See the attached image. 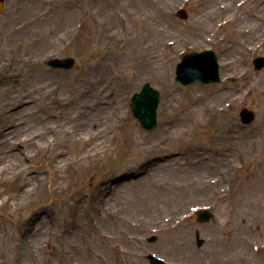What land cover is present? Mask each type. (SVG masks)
<instances>
[{
	"label": "rangeland",
	"instance_id": "1",
	"mask_svg": "<svg viewBox=\"0 0 264 264\" xmlns=\"http://www.w3.org/2000/svg\"><path fill=\"white\" fill-rule=\"evenodd\" d=\"M242 2L6 0L0 18V142L9 140L2 128L16 124L21 107H6L10 96L23 90L11 88L16 75L29 79L38 96L53 91L54 99L32 103L42 115L59 110L55 97L76 98L73 86H80L83 118L104 110L110 150L101 161L86 159L85 166L54 173L58 138L50 150L26 162L42 179L27 200L18 192L7 194L20 179L0 181V264H151L149 255L170 264H264V69L253 65L264 57L259 43L264 3L240 8ZM258 13L261 17L254 18ZM226 20L233 22L222 25ZM246 29L252 33L240 35ZM206 50L218 56L221 83L179 85L175 72L183 55ZM54 58L76 63L68 71L54 70L47 66ZM59 82L69 84L59 89ZM145 84L161 97L158 124L151 132L140 127L130 110L132 97ZM191 104L199 113L186 117L184 109ZM245 108L256 116L249 126L240 118ZM35 124L27 127L28 133L43 127ZM133 134L142 147H151V156H142L156 158L149 164L155 183L117 196L113 186L148 173L132 177L129 168L142 161L141 155L133 156ZM199 146L208 154L203 166L186 174L157 169ZM15 149L27 153L30 147L18 144ZM81 151L74 149L72 155ZM201 175L218 177L219 184L204 190L192 181ZM71 178L78 181L76 188L69 186ZM201 208L214 215L207 223L197 219ZM35 211L32 232L40 231L27 241L24 224ZM173 216L177 221L161 231ZM134 223H142V229ZM196 232L204 241L201 247ZM54 234L62 237L56 240ZM30 244L35 253L28 252Z\"/></svg>",
	"mask_w": 264,
	"mask_h": 264
},
{
	"label": "bare ground",
	"instance_id": "2",
	"mask_svg": "<svg viewBox=\"0 0 264 264\" xmlns=\"http://www.w3.org/2000/svg\"><path fill=\"white\" fill-rule=\"evenodd\" d=\"M247 2L258 4V2L264 3V0H245V2L240 4V8L246 5ZM224 8H226V6H224ZM261 15L262 19H264V5L261 7ZM261 15L258 13V16L254 18L258 19V17H261ZM232 22V20H226L222 25L226 26ZM239 33L240 35H249L252 33V29L241 30ZM260 42L264 44V35L260 39L259 43ZM13 79H17V81H15V84H13L11 88L16 89L19 87L20 89L23 88V90L21 92H17V95L15 96L12 94L10 99H8L9 102L6 104V107L12 109H15L16 105L21 107L18 108V113L15 114L16 124L7 129L2 128V134H4L5 139L9 137V140L6 142L2 141L3 143L0 142V146L4 144L3 147H0V181L4 180L14 184L15 180L20 179L18 188L12 190V193L7 194L9 196H14V194L18 192V196L20 198L27 200L28 196L35 194L38 184L42 183L40 171L34 173L32 166L26 164L28 160L32 161L35 159L36 155L46 153L48 150H50L51 144L59 138V144H55V147L53 148L56 151V156L52 160V168L54 173H62L67 168L85 166L83 160L86 159L90 160L96 157L98 159L99 157V160L101 161L106 152L110 150L108 142L105 139L108 129L102 107L99 108V111L96 113V115H92L88 120L83 118L85 115V105L80 103V98L85 92L79 88L80 86H73L76 98L73 94L60 98L55 97L59 103V110L50 114L45 113L42 115L39 111H36L35 108H32V106H34L32 103L35 104L36 102L48 97V99H54L53 91L45 92L44 90V92L38 96V94L34 92V89H31V87L28 86L30 83L29 79L26 81L21 80L20 77L16 75L13 76ZM68 84V82H59L57 84V88L60 89L61 86L65 88ZM36 89L42 91V88L40 87H36ZM35 96L38 97L34 102H31ZM193 106L194 105L191 104L186 109H184L186 111V117L199 113L196 107ZM125 119H127V117H122L121 120L124 121ZM25 121H29V125L28 123H25ZM36 122L40 124L43 123L41 124L43 126L41 130H38L34 133H28L30 130H26L27 127H36ZM182 135L187 134L183 131ZM132 142L133 156H142L151 149L150 146L142 147L140 144L141 142L136 134H133ZM18 144H24L27 147H30V150L27 153L17 151L15 147ZM79 148L82 149L80 154L78 156L72 155V151ZM246 152L247 151H245V154ZM243 153L244 151L240 148L237 150V155H241ZM205 154L208 156V154L205 153L204 150H201L199 146V148L193 149L191 153L189 152L187 156L171 160L165 166L157 169L161 170L163 168H173L186 174L189 170L203 166L205 163L204 161L209 160L204 156ZM148 156H151L150 152L148 153ZM155 159V157H147L145 159V157L142 156V161L129 169L133 171V178L137 177V175L140 173H144L145 171L148 173L143 177L140 176L139 178L132 179L127 183L113 186V191L115 194L117 196H123L126 194V190L135 186H144L146 188L153 187L155 180L152 178L153 169L149 167V164ZM233 167L236 166L234 165ZM156 170H154V174H156ZM200 177V179L193 178L192 181L194 182L196 180L194 183L200 182L202 189L204 190L219 184L220 179L218 177H215L214 179L210 178V176L201 175ZM204 178L206 179L204 180ZM77 185L78 181L75 182L74 179L70 180L69 186L76 188ZM4 192L6 193L7 190ZM178 193L179 192L176 191V194ZM34 213L35 215L31 216L30 219L27 220V223L24 224V237L27 241H30L34 234H39L35 232L40 231L38 228H34V232H32V226L36 220V215L38 214L37 211ZM111 215H113V219L118 220L120 218L118 216H121V214H109L110 217ZM176 221L177 220L175 216L170 217L169 221L161 224V231L170 229L172 224ZM32 222L33 224H31ZM134 226L138 229L141 227L142 229L143 224L134 223ZM53 236H56L54 237L56 240H59L62 237V235L58 236L57 234H54ZM49 245L54 247L52 244ZM27 250L29 253H35V248L32 244L28 246Z\"/></svg>",
	"mask_w": 264,
	"mask_h": 264
},
{
	"label": "water",
	"instance_id": "3",
	"mask_svg": "<svg viewBox=\"0 0 264 264\" xmlns=\"http://www.w3.org/2000/svg\"><path fill=\"white\" fill-rule=\"evenodd\" d=\"M6 0H0V16L4 9ZM180 16L186 19L187 13L181 11ZM49 66L53 68L71 69L74 64V59H53L49 61ZM254 65L257 70L264 68V58H257L254 61ZM176 81L181 85L192 84H213L219 83L220 78V66L218 64V58L213 51H204L201 53L194 52L185 54L182 57V61L177 66ZM160 102V94L155 91L149 84H146L139 94L134 95L131 104V110L133 116L140 122L143 129L147 131L153 130L157 125V109ZM242 122L244 124H251L255 115L253 112L244 110L241 114ZM212 218V215L208 212H200L199 220L207 222ZM155 241V239H152ZM198 246H202L204 241L200 239L199 233H197ZM151 264H166L160 259H156L153 256L149 257Z\"/></svg>",
	"mask_w": 264,
	"mask_h": 264
}]
</instances>
